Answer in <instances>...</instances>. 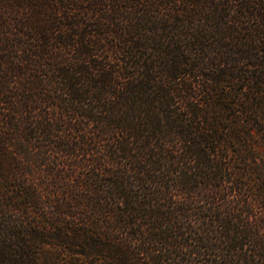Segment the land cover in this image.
Returning <instances> with one entry per match:
<instances>
[{"label": "trees", "instance_id": "obj_1", "mask_svg": "<svg viewBox=\"0 0 264 264\" xmlns=\"http://www.w3.org/2000/svg\"><path fill=\"white\" fill-rule=\"evenodd\" d=\"M0 264H264V0H0Z\"/></svg>", "mask_w": 264, "mask_h": 264}]
</instances>
